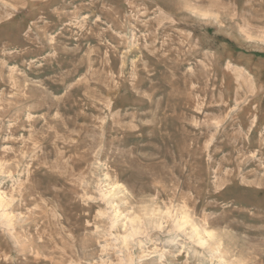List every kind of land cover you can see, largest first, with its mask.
<instances>
[{
  "label": "rangeland",
  "instance_id": "1",
  "mask_svg": "<svg viewBox=\"0 0 264 264\" xmlns=\"http://www.w3.org/2000/svg\"><path fill=\"white\" fill-rule=\"evenodd\" d=\"M0 264H264V0H0Z\"/></svg>",
  "mask_w": 264,
  "mask_h": 264
}]
</instances>
